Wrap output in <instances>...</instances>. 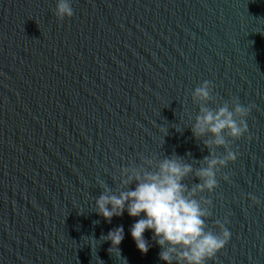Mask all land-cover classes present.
Instances as JSON below:
<instances>
[{
    "label": "water",
    "instance_id": "95a60500",
    "mask_svg": "<svg viewBox=\"0 0 264 264\" xmlns=\"http://www.w3.org/2000/svg\"><path fill=\"white\" fill-rule=\"evenodd\" d=\"M71 3L61 20L57 0H0V264H165L151 231L137 249L138 218L98 214V181L133 190L122 167L178 157L193 167L183 183H199L211 137L193 135L192 92L204 81L212 110L255 105L248 133L229 140L236 161L197 194L212 201L206 230L227 220L230 232L207 264H264V0ZM120 226L118 255L101 237Z\"/></svg>",
    "mask_w": 264,
    "mask_h": 264
},
{
    "label": "clouds",
    "instance_id": "9594fccd",
    "mask_svg": "<svg viewBox=\"0 0 264 264\" xmlns=\"http://www.w3.org/2000/svg\"><path fill=\"white\" fill-rule=\"evenodd\" d=\"M73 14L71 0H57V18H71ZM211 93L209 81H204L192 92V100L200 105L192 126L193 135L197 138L206 135L211 137L204 141L210 150L209 156L195 170L200 182L193 188L189 189L183 183L184 178L193 173V167L178 157L161 160L155 171L122 167L121 184L127 186L135 181L133 190L112 194L102 181H98L104 187L103 194L96 200L98 214L108 222L125 211L129 217L138 218L130 228L137 249L143 254L148 252L150 245L144 233L146 230L151 231L153 240L161 248L159 259L165 264H207L230 240V232L225 227L227 220L223 223L215 221L214 227L219 229L218 233L206 230L205 221L211 216L212 201L203 195L197 198V194L212 193L218 186L217 173L229 162L236 161L237 153L231 150L229 140H238L248 133L246 118L255 105L245 107L236 99L231 109L228 104H224L212 110L205 106L206 102L213 99ZM160 131L166 132L164 128ZM215 148H223L225 155L216 156L213 151ZM145 163L151 167L152 160H146ZM223 179L229 181L227 175ZM248 198L254 205L262 203L251 194ZM101 239L110 241L112 247L109 251L115 249L119 255L118 246L124 239V228L120 226L110 230ZM94 243L95 240L91 239L90 244Z\"/></svg>",
    "mask_w": 264,
    "mask_h": 264
}]
</instances>
